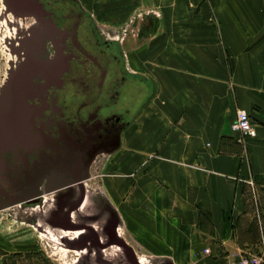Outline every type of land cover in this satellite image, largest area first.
<instances>
[{
    "label": "crops",
    "instance_id": "crops-1",
    "mask_svg": "<svg viewBox=\"0 0 264 264\" xmlns=\"http://www.w3.org/2000/svg\"><path fill=\"white\" fill-rule=\"evenodd\" d=\"M150 4L164 10L140 20L132 47L120 45L135 93L119 145L124 171L105 180L107 195L145 248L174 260L219 259L248 242L246 182L264 193L261 17L212 13L205 0ZM156 28L158 39L147 46ZM238 107L249 112L254 135L231 128Z\"/></svg>",
    "mask_w": 264,
    "mask_h": 264
},
{
    "label": "flooded vegetation",
    "instance_id": "flooded-vegetation-1",
    "mask_svg": "<svg viewBox=\"0 0 264 264\" xmlns=\"http://www.w3.org/2000/svg\"><path fill=\"white\" fill-rule=\"evenodd\" d=\"M1 1V17L11 28L3 37L10 55L0 71V110H14L16 116L9 144L0 153V202L3 207L40 203L53 192L56 210L64 207L65 212L54 219L61 233L47 226L51 238L63 243L65 236L86 250L108 244L103 234L117 240L119 220L109 206L102 234L96 224L82 220L80 206L89 201L84 183L92 164L119 147L133 105V75L121 47L102 35L80 0ZM30 36L33 46L36 39L44 41L38 56L56 58L55 76H13L28 50L22 40ZM114 247L117 252L107 251L108 259L118 257L121 247Z\"/></svg>",
    "mask_w": 264,
    "mask_h": 264
},
{
    "label": "rangeland",
    "instance_id": "rangeland-1",
    "mask_svg": "<svg viewBox=\"0 0 264 264\" xmlns=\"http://www.w3.org/2000/svg\"><path fill=\"white\" fill-rule=\"evenodd\" d=\"M205 1L206 9L212 13L247 12L248 14L255 13L256 16L258 14L261 17L258 19V28L264 31V0ZM80 2L92 14L102 35L121 45V47L123 45L125 51L127 45L133 46L138 33L137 24L140 20L147 16L146 14L151 10H157L158 16H160L159 12L163 11L165 6L160 3L163 8L160 5L156 8L150 4V0H80ZM3 6L4 2L2 3L0 0L1 72H4L8 65L6 60L10 55L6 53L3 37L11 28V26L4 25V20L1 17ZM159 20L161 19L159 18ZM147 22L145 24L148 25L149 21ZM157 29L152 32V36L148 35L144 40L147 46L158 39L156 36ZM132 60L133 56L130 62L133 64ZM145 70L148 72L149 67H145ZM149 100L148 97L144 101L141 107L142 110H148ZM120 155L118 147L112 152L104 153L99 160L92 164L91 177L84 183L88 193L86 197H89V201L85 208H81L85 199L80 206V212L85 214L82 220L92 222L94 227L96 224V228L101 234L103 224L106 218L110 216L109 208H107L109 206L111 214L119 220L116 230H114L117 240H110L109 235L103 234V238L109 243L103 244L101 247L95 245L87 251L85 247L76 246L74 240L70 241L65 236H62L63 243L51 238L48 234L50 229L48 230L47 226L49 225L56 232L61 233V227L56 224L54 219L63 216L65 210L64 207H61V211L56 210V194L50 192L45 195L40 203L37 201L27 204L17 203L0 209V264H102V262H106V264H139V254L147 258L148 264H210L212 259L208 255L198 256L197 253H194L192 257L174 260L163 253L151 251L149 248H145L144 245L139 244L133 234L126 230L118 207L110 201L107 195L108 189L105 186V180H108L111 174L118 177L120 171H124V164L120 165L119 163ZM246 183L247 210L245 211L241 230H243L244 237L248 242L243 243L239 248L237 247L229 256L215 254V258H232L246 252H264V193L255 182L247 181ZM74 195L76 200L79 195L77 193ZM112 211H114V214ZM85 217L88 219H85ZM70 231L74 230L70 229ZM50 233H52L51 230ZM90 233V231H87V234ZM114 245L121 247L118 250V257L108 259L107 251H111V255H115V252H117ZM208 247L211 254H213L214 249H218L215 243L213 246L209 244ZM101 248L104 249L101 250Z\"/></svg>",
    "mask_w": 264,
    "mask_h": 264
},
{
    "label": "water",
    "instance_id": "water-1",
    "mask_svg": "<svg viewBox=\"0 0 264 264\" xmlns=\"http://www.w3.org/2000/svg\"><path fill=\"white\" fill-rule=\"evenodd\" d=\"M10 3L15 4V0H9ZM20 4L25 2L17 1ZM35 45L34 37H26L22 43L27 44L28 50L25 54V59L21 61L18 71H13V76L23 75L29 77V79L34 75L43 74L44 77L55 76V70L57 66L56 58H44V56H38L39 50L43 51L45 49L44 41L41 39H36ZM36 47L38 48L36 51ZM61 71V70H60ZM58 74V73H57ZM60 74V73H59ZM8 87H6L5 92ZM0 108H1V96H0ZM14 110H0V153L5 149L10 140V124L14 122L13 114ZM16 116V114H14ZM3 207V203L0 202V209ZM122 241V240H121Z\"/></svg>",
    "mask_w": 264,
    "mask_h": 264
},
{
    "label": "built area",
    "instance_id": "built-area-1",
    "mask_svg": "<svg viewBox=\"0 0 264 264\" xmlns=\"http://www.w3.org/2000/svg\"><path fill=\"white\" fill-rule=\"evenodd\" d=\"M230 126L233 130L245 135L255 134V128L251 123L249 112L243 107L236 109L235 117ZM204 251L209 252V248H204ZM210 264H264V252H246L233 258L214 259Z\"/></svg>",
    "mask_w": 264,
    "mask_h": 264
},
{
    "label": "bare ground",
    "instance_id": "bare-ground-1",
    "mask_svg": "<svg viewBox=\"0 0 264 264\" xmlns=\"http://www.w3.org/2000/svg\"><path fill=\"white\" fill-rule=\"evenodd\" d=\"M6 2V1H5Z\"/></svg>",
    "mask_w": 264,
    "mask_h": 264
}]
</instances>
